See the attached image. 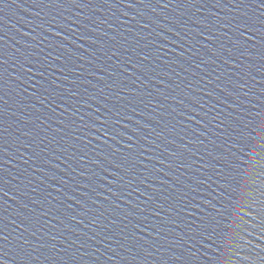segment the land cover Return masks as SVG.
<instances>
[{"label": "water", "instance_id": "95a60500", "mask_svg": "<svg viewBox=\"0 0 264 264\" xmlns=\"http://www.w3.org/2000/svg\"><path fill=\"white\" fill-rule=\"evenodd\" d=\"M259 2L0 0L7 264H181L189 245L204 252L188 235L212 198L201 165L239 106L244 65L255 74L241 53L258 54L259 34L246 41L239 26L259 27Z\"/></svg>", "mask_w": 264, "mask_h": 264}, {"label": "snow or ice", "instance_id": "6c2138e0", "mask_svg": "<svg viewBox=\"0 0 264 264\" xmlns=\"http://www.w3.org/2000/svg\"><path fill=\"white\" fill-rule=\"evenodd\" d=\"M196 0H192L195 4ZM255 3V0H253ZM236 4V0H232ZM56 6H62L59 0H55ZM78 7L80 5H77ZM114 7V4H109ZM168 7V5H162ZM219 6V4L214 5ZM237 7L247 6L240 0ZM127 7H135L127 3ZM256 7L264 9V0L256 3ZM249 22L239 26L242 28L240 35L246 41H251L252 36H244L245 32H256L259 39L254 42L259 45L258 54L250 55L251 49L241 53L246 59H255V74L253 65H244L248 71L243 73L241 79L244 83H236L234 88L237 94L233 95L234 102L239 105L233 108L222 120L223 135L221 143L213 142V149L209 152L212 161L207 168L202 164L201 168L210 171L213 175L208 177L211 181L207 185L211 189L212 198L205 207L208 211H201L199 223L188 235L195 239V243L204 249L197 256L191 251L189 245L186 257H176L181 264H264V248L252 244L250 237L256 235V239L264 242V21L259 22L247 18ZM238 28V30H239ZM237 49L246 45L233 41ZM5 61L0 60V66ZM4 70L0 67V104H6ZM224 91V89H221ZM209 95H211L209 93ZM230 95H232L230 93ZM5 115V110L0 107V117ZM3 120L0 119V124ZM3 131V129H0ZM3 169L0 168V171ZM0 194L7 195L0 187ZM5 217L0 215V264H7L4 251L6 242L9 241ZM24 231H28L25 228ZM183 239V238H181ZM20 251L25 256L28 253V243L21 239ZM241 253L244 255L242 256ZM192 257H196L193 260ZM239 258V259H237ZM25 264H29L25 260Z\"/></svg>", "mask_w": 264, "mask_h": 264}]
</instances>
